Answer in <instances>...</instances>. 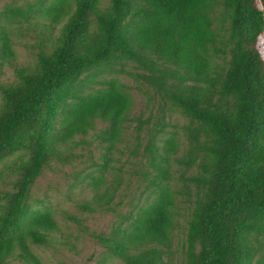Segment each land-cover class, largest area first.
<instances>
[{
    "label": "trees",
    "instance_id": "16d2710c",
    "mask_svg": "<svg viewBox=\"0 0 264 264\" xmlns=\"http://www.w3.org/2000/svg\"><path fill=\"white\" fill-rule=\"evenodd\" d=\"M1 1L0 264H43L33 248L57 242L54 208L33 198L46 170L88 158L77 207L114 213L130 142L139 191L91 235L96 264H171L183 205L181 264H264V0Z\"/></svg>",
    "mask_w": 264,
    "mask_h": 264
},
{
    "label": "rangeland",
    "instance_id": "374dc122",
    "mask_svg": "<svg viewBox=\"0 0 264 264\" xmlns=\"http://www.w3.org/2000/svg\"><path fill=\"white\" fill-rule=\"evenodd\" d=\"M4 3L5 1L0 2V9ZM12 39L15 41L14 51L16 53V64L27 65L32 60L30 50L27 48L29 40L17 37H13ZM13 80L12 68L6 63L1 64L0 83H11ZM122 80L126 85L130 87L134 86L128 78H122ZM132 94L134 95L135 101L133 110V114L135 115L143 110L144 99L136 91H132ZM173 120L179 125L183 123L182 119L176 116ZM127 144L130 145H128L127 149L123 150V154H119L118 152L115 155V158L119 159L120 157V160L113 163L115 167L114 174L118 172L117 168L120 169V174L124 181L123 186L120 188L113 202V207L115 208L114 213L97 212L88 214L82 212L77 207L78 202L91 198L90 188L70 190L69 186L72 183L74 173L84 174L92 170L91 161L88 158L75 161L72 165L66 167L55 166L51 170H46L37 180L33 189V198L35 200L47 199L49 201V204L55 210V220L60 230L56 235L57 242L52 247L33 248L34 253L42 260L43 264H96L101 259L103 249L91 235L107 234L116 222L117 215L124 214L128 210L129 200L139 191L136 182L137 178L132 173L134 170L133 164L132 162H126L127 154L132 147L131 142ZM94 158L96 163H100L96 152L94 153ZM110 174L106 176L108 182L113 179V176H110ZM128 178H131L132 184H128L129 187H126ZM119 201L121 202L119 203ZM185 207L183 205V210L180 212L181 216L178 217L179 223L181 224L179 235L176 234L172 241L173 255L171 257V264H181L183 252L182 233L184 232L185 222L188 217ZM71 217L80 220L82 226L72 221L70 219ZM11 264H19V262L15 261L11 262ZM110 264L120 263L112 261Z\"/></svg>",
    "mask_w": 264,
    "mask_h": 264
}]
</instances>
